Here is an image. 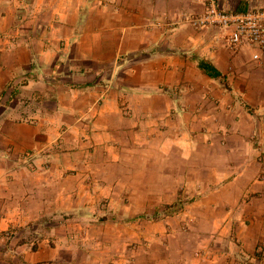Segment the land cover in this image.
Instances as JSON below:
<instances>
[{"label": "crops", "instance_id": "obj_1", "mask_svg": "<svg viewBox=\"0 0 264 264\" xmlns=\"http://www.w3.org/2000/svg\"><path fill=\"white\" fill-rule=\"evenodd\" d=\"M208 3L0 0V231L36 241L2 240L0 264H260L264 56L193 29ZM180 190L181 211L146 218Z\"/></svg>", "mask_w": 264, "mask_h": 264}, {"label": "built area", "instance_id": "obj_2", "mask_svg": "<svg viewBox=\"0 0 264 264\" xmlns=\"http://www.w3.org/2000/svg\"><path fill=\"white\" fill-rule=\"evenodd\" d=\"M185 19L197 31L208 26L225 30L231 49L238 50L245 45L254 48L252 58L255 61L264 56V8L226 11L220 9L214 0H209L203 12Z\"/></svg>", "mask_w": 264, "mask_h": 264}, {"label": "rangeland", "instance_id": "obj_3", "mask_svg": "<svg viewBox=\"0 0 264 264\" xmlns=\"http://www.w3.org/2000/svg\"><path fill=\"white\" fill-rule=\"evenodd\" d=\"M246 108H248V106ZM191 111H193V110H191ZM200 111H201V109H195L194 110V112H196V113H198ZM248 111L249 112H253V110L250 107H249ZM263 117H264V115H263ZM205 128H206L205 126L197 127L195 125L194 126L193 125H185L184 127H181V132H182V130H185L184 133L186 134V136L190 137V138H193V135H194V133H196V131H198L200 133H202V132L204 133L203 129H205ZM214 131H215V129H214ZM225 133H227V132H225ZM255 139H256V133H253L252 137H251V140H250V143H252V145L257 147V150H258V155L256 156L255 160H256V162H259V163H261L264 166V149L262 148V143L258 144V142L255 141ZM223 141L224 140H220L219 143H217V142L215 143V141H210V142H212L211 144H210V142L206 143L208 145H211V147L216 145V147L218 149L216 151V153H214L216 156H218V158H216V156H215V160L211 159V162H214L213 163L214 165L225 164L227 162L228 158H222V156H220V155L224 154V148L227 150V153L230 151L231 148H230V143L228 144L229 145L228 146ZM200 148H201V146L199 147V149ZM201 150H202L203 153H207V151H208L206 146L202 147ZM203 159H205V161L208 160L207 157H205ZM228 161L230 162L229 159H228ZM241 162H244V161L242 160ZM179 192L181 194L180 198H181V202L183 203V205L176 212L181 211L186 206V204H188L191 201L190 197L192 195V191H188V190L187 191L180 190ZM124 201L125 202L128 201V195H126V196L124 195ZM103 203L105 204L106 201H103ZM165 206L166 205H164V204H160L159 206L151 207L153 209L147 208V210L145 211L147 213L146 218H149V220L157 221V220L163 218L166 215H173V214L176 213V212H174L172 214H166ZM14 236H16V238ZM2 240H4V242L5 241H7V242L14 241V244H15V241L18 242V243L26 241L30 245V247H34L36 245V241H35V237L34 236H32L30 238L28 237L26 239L24 237L19 236L17 234V232L14 233V231H12V230L0 231V243H2L1 242ZM137 245H138L137 243L133 242L132 244H130V247L134 249ZM262 252H263V250L260 249V248L258 250H256V252H255V254H256L255 256H257L255 258H258L260 260L259 261L260 264H264V254Z\"/></svg>", "mask_w": 264, "mask_h": 264}, {"label": "trees", "instance_id": "obj_4", "mask_svg": "<svg viewBox=\"0 0 264 264\" xmlns=\"http://www.w3.org/2000/svg\"><path fill=\"white\" fill-rule=\"evenodd\" d=\"M197 67L211 78L217 79L223 77L220 71L212 63L204 59L197 61ZM182 205L183 203L180 200H176L172 204L165 206V212L166 214H172L179 210Z\"/></svg>", "mask_w": 264, "mask_h": 264}]
</instances>
